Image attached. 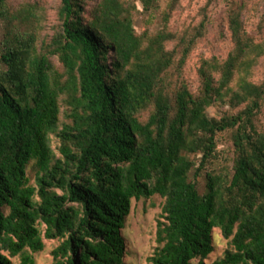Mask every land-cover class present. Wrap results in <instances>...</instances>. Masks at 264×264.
<instances>
[{
	"label": "trees",
	"instance_id": "trees-1",
	"mask_svg": "<svg viewBox=\"0 0 264 264\" xmlns=\"http://www.w3.org/2000/svg\"><path fill=\"white\" fill-rule=\"evenodd\" d=\"M33 10L20 23L0 0L8 30L0 44V264L18 255L36 264L29 251H43L44 238L59 241L52 264H128L122 230L132 200L155 195L165 199L164 220L151 264H205L216 227L230 247L213 264H264V131L256 123L264 80L247 78L264 44L241 15L230 21L233 51L224 62L203 61L196 94L182 76L205 20L169 49L176 35H138L124 0H100L89 15L83 0H60L59 28L37 50L36 34L21 29ZM225 102L242 108L213 118L209 108ZM63 107L71 124L57 133ZM227 130L235 155L231 169L219 170L217 135Z\"/></svg>",
	"mask_w": 264,
	"mask_h": 264
},
{
	"label": "rangeland",
	"instance_id": "rangeland-1",
	"mask_svg": "<svg viewBox=\"0 0 264 264\" xmlns=\"http://www.w3.org/2000/svg\"><path fill=\"white\" fill-rule=\"evenodd\" d=\"M85 14L89 15L95 9L100 0H83ZM127 7L131 9L133 23L136 33L141 36L154 35L162 29H167L176 35V38L167 44L169 49L177 46L180 36H189L202 20L206 21V30L192 51L184 69L182 79L189 84L194 93H200L202 79L199 74L203 61L212 58L224 62L235 47L230 30V21L234 15H241L242 23L248 35L257 42L264 44V0H152V5L146 10L143 0H124ZM14 15L18 16L17 22L22 23L28 15V9H34L32 13L36 17L34 21L24 22L21 25L23 31H32L36 34L37 50L48 43L52 35L59 28L57 16L60 0H9ZM168 16V17H167ZM38 17V18H37ZM168 20H167V18ZM17 25V24H16ZM0 22V44L5 33L8 32ZM19 28V27H18ZM57 67L61 69V63L57 57L52 58ZM244 71H236L232 89L236 90ZM219 77V74H216ZM248 80L253 83H261L264 80V55L248 74ZM242 108V107H241ZM241 108H233L229 102L217 103L208 112L213 118L220 119L224 116L236 114ZM59 129L64 124H71L67 117L65 108ZM257 127L264 131V103L257 115ZM233 130L218 133V150L221 157L216 167L231 169L234 158ZM51 145L58 156L61 145L58 134L51 135ZM31 183L36 182V172L33 165L28 168ZM199 188L204 189L205 180L203 176L198 178ZM165 199L155 195L149 199L132 200L131 212L126 218L122 234L126 240V257L128 264H151L149 258L160 246L157 240L158 223L164 220L161 215ZM42 230L44 231L45 225ZM215 250L205 260V264H213L214 261L223 257L227 248L230 247L229 240L225 239L219 228L213 231ZM45 249L40 252H31L36 264H52L51 251L59 244L58 240L45 239ZM7 253V252H4ZM13 264H22L20 255L11 258ZM193 264H199V259L193 260Z\"/></svg>",
	"mask_w": 264,
	"mask_h": 264
}]
</instances>
